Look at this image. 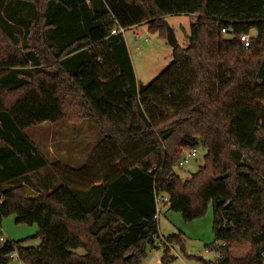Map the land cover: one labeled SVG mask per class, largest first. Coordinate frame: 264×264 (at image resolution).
I'll list each match as a JSON object with an SVG mask.
<instances>
[{"label":"trees","instance_id":"16d2710c","mask_svg":"<svg viewBox=\"0 0 264 264\" xmlns=\"http://www.w3.org/2000/svg\"><path fill=\"white\" fill-rule=\"evenodd\" d=\"M174 15L194 18L186 45L137 85L110 32L145 24L165 39ZM251 31L244 49L238 37ZM61 120L100 140L77 183L28 195L17 182L38 188L54 165L25 131ZM187 150L204 151L203 164L182 181ZM157 195L184 220L211 205L208 264H264V0H0V222L13 215L40 240L4 241L0 264L11 253L22 264H141L159 248L170 264L179 235L159 239Z\"/></svg>","mask_w":264,"mask_h":264},{"label":"rangeland","instance_id":"374dc122","mask_svg":"<svg viewBox=\"0 0 264 264\" xmlns=\"http://www.w3.org/2000/svg\"><path fill=\"white\" fill-rule=\"evenodd\" d=\"M193 21V16L189 15L164 18V23L171 28L180 47L186 45L185 37L188 36ZM248 35L251 37L253 32ZM123 40L137 85L150 82L172 61V48L166 38L160 37L158 32H149L145 24L127 29ZM25 133L49 163L54 165L52 169L38 172V188L25 180L17 182L18 185L25 187L28 195H37L40 189L43 193H49L63 180L71 184L77 183L74 177L75 171L84 167L93 148L100 140L92 125L86 122L75 124L66 120L40 124L26 130ZM203 156L204 151L197 150L188 164L174 169V174L182 181L188 180L202 166ZM159 209L157 220L159 239L179 235V240L170 248V253L175 258L170 264H208L215 260L216 254L210 246L213 242L211 205L207 206L203 216L192 220H184L180 213L170 211L167 205H160ZM36 232L35 225L16 224L13 215L3 218L0 222V237L9 242L22 241L21 246L24 248L39 246L40 240L34 237ZM162 250L159 248L149 251L141 264H160ZM74 252L78 255L83 254L80 249ZM247 252L248 247H244L232 250L231 254L235 258H241L246 256ZM7 264L22 263L15 258L9 260Z\"/></svg>","mask_w":264,"mask_h":264},{"label":"built area","instance_id":"2783aa9c","mask_svg":"<svg viewBox=\"0 0 264 264\" xmlns=\"http://www.w3.org/2000/svg\"><path fill=\"white\" fill-rule=\"evenodd\" d=\"M127 29L125 28H122L120 26H116L111 32H110V35L111 36H122L124 35L125 31ZM230 32V31H229ZM221 33L222 34H225L226 31L224 29L221 30ZM238 40H239V43L243 46L244 49H247L249 47V44H250V37L249 35H240L238 37ZM197 151L195 150H187V151H184L182 153V157L181 159L179 160V162L177 163V167L178 168H182L184 167L186 164H188L189 160L194 157L196 155ZM155 214H154V219L157 221L158 220V216L160 214V209H159V206L160 205H163V204H166L168 202V197L166 196H160V195H157L155 196ZM5 240L0 237V244H2ZM8 258L10 260H13V259H17L16 257V254L15 253H11Z\"/></svg>","mask_w":264,"mask_h":264},{"label":"water","instance_id":"95a60500","mask_svg":"<svg viewBox=\"0 0 264 264\" xmlns=\"http://www.w3.org/2000/svg\"><path fill=\"white\" fill-rule=\"evenodd\" d=\"M164 27H165V32H166V41L168 43V45L173 48L177 42L175 40V37H174V34H173V31L171 30L170 27H168L165 23H164ZM226 176H221V177H218L217 180H221V179H224ZM31 199H34V197H31ZM119 237H117L115 239V241H118Z\"/></svg>","mask_w":264,"mask_h":264},{"label":"crops","instance_id":"0c3cea01","mask_svg":"<svg viewBox=\"0 0 264 264\" xmlns=\"http://www.w3.org/2000/svg\"><path fill=\"white\" fill-rule=\"evenodd\" d=\"M127 48V47H126ZM128 51V50H127ZM157 261V260H156Z\"/></svg>","mask_w":264,"mask_h":264}]
</instances>
